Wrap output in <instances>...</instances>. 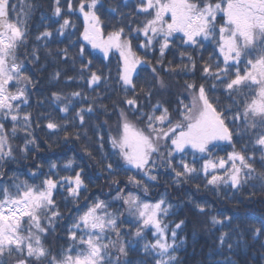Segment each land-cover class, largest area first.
<instances>
[{
  "label": "snow or ice",
  "instance_id": "1",
  "mask_svg": "<svg viewBox=\"0 0 264 264\" xmlns=\"http://www.w3.org/2000/svg\"><path fill=\"white\" fill-rule=\"evenodd\" d=\"M128 4L129 0H124L125 7ZM35 7L29 0H0V167L15 160L13 141L19 132L25 133L24 145L20 148L25 158L30 151L28 146L35 144L34 138L29 139L33 121L32 113L26 108L30 106V86L34 87L36 82L19 56L22 48L29 47L30 20ZM102 9V0H64L63 4L61 0H53L52 4V14L57 18L54 23L59 24L55 32L68 39L72 47H78L79 78L86 79L89 88L111 78L91 70L93 53L102 54L103 61H116V82L123 90L128 107L119 110L117 131L108 136L107 142L123 166L119 161L108 162L105 170L113 174L114 164L125 172L135 169L142 178L129 176L128 182L142 188L145 194L149 187L143 183V177L156 181L157 175L153 172L158 168L170 169L177 185L203 173L206 186L213 188L223 184L240 189L249 181L257 180L264 190V0H135L134 13L127 16L121 13L118 24L111 30H106ZM109 12L115 14L117 9ZM73 15L83 19L80 43L71 41L74 33L67 31L75 27L70 19ZM124 19L129 23L124 24ZM52 38L53 31L48 27L35 35L36 43L28 54L31 63L39 62L40 48L47 49ZM133 41H138L135 48ZM207 45L214 48L201 65L203 82L197 85L194 80L185 81L188 96L178 100L174 112L160 101L152 104V89L166 85L154 66L155 83L147 87L138 85L140 72L151 65L148 52L158 47L156 63L161 64L167 50L173 46L182 48L180 63L173 66L169 61L166 70L193 72L194 53L205 50ZM58 56L67 62L70 49H60ZM76 57L72 58L73 63ZM85 71L90 73L87 77ZM60 75L57 71L53 79L58 80ZM209 82L210 88L205 86ZM217 89L222 90L219 95ZM140 93L147 98V110L141 105ZM221 95L229 103L224 104L219 98ZM70 96L88 99L80 91H73ZM51 99L56 103L67 100L59 110L69 112L71 99L58 92H53ZM92 112L91 105L75 112L81 126L85 125V114ZM45 126L54 133L64 131L65 139L69 135L66 124L62 126L49 119ZM234 137L246 138L240 150L235 148ZM75 138L80 139L79 133ZM104 139L99 137L100 149L104 148ZM221 142L233 148L226 157L213 155ZM189 156L191 161L187 159ZM198 160L203 161L200 168L196 166ZM73 164L69 159L63 169H72ZM57 168L53 162L48 174L38 175L39 166L32 171L30 179L44 176L40 184L21 180L15 174L9 181L0 183V264H131L128 256L138 250L137 245L144 240L147 229L155 239L144 242L139 250L152 256L155 264H174L175 253L184 244L183 240L177 242V230H182L184 221L180 220L169 230L163 217L169 214L172 205L164 198L150 203L131 191L125 194L122 190L114 197L121 202L120 208L102 199L94 200L84 209L77 208L67 233L72 244L61 253H52L44 241L62 219L55 197L65 189L78 204L81 190L86 188L83 169L74 171V175L61 176L54 171ZM196 207L200 213L209 215L213 227L221 226L218 236L221 252L227 248L234 253L242 243L246 244L242 232L235 234L231 216L220 218L207 213L202 204ZM123 224L132 225L134 232H122ZM250 227L253 240L264 237V228ZM129 236L132 239H126ZM226 264L234 262L228 258Z\"/></svg>",
  "mask_w": 264,
  "mask_h": 264
},
{
  "label": "trees",
  "instance_id": "2",
  "mask_svg": "<svg viewBox=\"0 0 264 264\" xmlns=\"http://www.w3.org/2000/svg\"><path fill=\"white\" fill-rule=\"evenodd\" d=\"M29 2L36 5L30 20L29 47L27 49L22 48L19 56L21 61L25 63L28 74L36 82L34 87L30 86V106L26 108L32 113V136L29 139L34 138L35 144L28 146L30 151L25 158L24 154L20 152V148L24 145L25 133H18L17 138L13 141L16 158L0 167V173L3 174L0 183L9 181V177L15 174L21 180L28 179L29 183L40 184L44 176H40L39 179H30L29 174L36 171L38 166V175L39 173L48 174L50 164L55 162L58 168L54 171H58L61 176L74 175V171L83 169L82 176L86 185V188L81 190L78 204L73 202L72 197L68 195L65 189H61V194L55 197L56 206L62 219L56 223L55 231H50L45 237L46 247L54 254L65 251L72 244L67 233L72 220L77 215V208L84 209L85 205L91 204L96 199L105 200L113 204L115 208H120L121 202L116 201L114 197L118 190H122L125 194L131 191L139 195L142 200L150 203L164 198L167 203L172 205L169 214L163 217L169 230L173 229L180 220L184 221L182 230H177V242L183 240L184 244L177 249L175 253L177 260L174 264H210L211 261H215L216 264H226L228 258L234 264H264V247H262L264 237L253 240L250 227L255 225L264 228V190L261 189L259 181H249L240 189H232L229 185L223 184L218 188H213L206 186L207 180L203 173H198L186 182L177 185L175 175L170 169L158 168L153 172L157 175L156 181H149L147 177H143V183L149 187L148 193L145 194L142 188L128 182L129 176L135 175L137 179L142 178V174L137 175L135 169L125 172L114 164L113 174L110 175L105 170L108 162L119 161L120 165L123 166V161L113 154L111 145L107 142L108 136L114 135L117 131L119 110L128 107L124 103L123 90L116 82V61L115 59L111 62L103 61L101 59L102 54L93 53L95 58H93V63L90 66L91 70L103 72L105 76L111 77L106 82L102 80L99 85H94L95 91H93V88L88 87L86 79L79 78L81 65L79 58L76 57L78 47H72L68 39L59 37L55 32L59 24L54 23L57 18L52 14L53 0H29ZM61 2L63 4L64 0ZM102 3V17L105 20L106 30H111L114 25L118 24L121 13L125 16L134 13L135 0H129L127 7L124 5V0H102ZM112 8L117 9L115 14H110L109 10ZM42 16L47 19L42 20ZM70 19L75 25L74 28L67 30L74 33L71 41L80 43L79 35L83 31V19L76 15L71 16ZM123 23L127 24L129 21L124 19ZM45 27L53 31V38L48 42L47 49L40 48L38 53L40 60L33 64L30 62L28 54L32 51V45L36 43L35 35L43 31ZM137 44L138 41H133L134 48ZM65 47L70 49V57L67 62L58 56V51ZM213 48L214 45H207L205 50H198L194 53L196 68L193 72H182L179 69L177 72H170L166 70L168 69V62L171 61L173 66L180 63L179 52L182 48L173 46L166 51L163 63L157 64L156 60L159 58L157 47L155 51L148 52L151 65L140 72L138 85L147 87L154 84L152 67H156L166 87L159 88L156 85L152 89L154 94L151 103L155 104L160 101L164 106L169 107L170 111L174 112L178 100L188 96L184 90L185 81L194 80L197 85L203 82L201 65L212 54ZM49 50L51 54H49ZM140 53L143 54V50H140ZM73 57H76L75 63H73ZM184 59L186 61L187 58ZM57 71L61 73L58 80L53 79ZM89 74L87 71L84 73L85 77ZM205 86L210 88V82L206 83ZM73 91H80L82 96H87L88 99L72 98L70 94ZM221 91V89H217L216 94L219 95ZM53 92H58L72 100L67 114L59 110L67 103V100H62L59 103L53 102L51 99ZM139 95L141 105H145V110H147V98L144 97L143 93ZM219 98L224 104L229 103L227 97L221 95ZM189 100L190 98L185 99V103H188ZM89 105L93 107V112L85 114V125L81 126L78 118L75 117V112L80 107L87 108ZM65 116H67V120L64 119ZM129 116L131 118L132 113H129ZM49 119L60 123L62 126L67 125L69 133L67 139H65L64 131L54 133L46 128L45 125ZM76 133H79L80 139L75 138ZM100 136L105 138L103 149H100L98 143ZM234 141H237L235 143L236 150H240L246 142V138L240 140V138L234 137ZM232 150L231 145L222 142L221 147L214 150L213 155L226 157ZM88 152H91V156L88 155ZM69 159L74 161L72 169H63V165ZM187 159L191 161L192 157L189 156ZM202 163V160H198L197 168H200ZM259 167V163H257V168L259 169ZM253 184L256 185L255 188L252 187ZM197 204L204 205L206 212L210 215H217L220 218L231 216L235 234L238 235L242 232V239L246 244L242 243L234 253L227 248L221 252L218 246L221 226L213 227L209 215L200 213L196 207ZM121 210L123 209L121 208ZM129 219L131 218L129 217ZM237 225H239L238 229L236 228ZM134 230L130 224L121 225L122 232H134ZM223 230L227 231L228 229ZM170 235L171 232L169 231ZM236 235L233 236L234 240ZM126 239H132V237L129 236ZM154 239L151 230H145L144 240H141L137 245L138 250L130 252L128 256L131 264H155L152 256L139 250L142 249L144 242L154 241Z\"/></svg>",
  "mask_w": 264,
  "mask_h": 264
},
{
  "label": "rangeland",
  "instance_id": "3",
  "mask_svg": "<svg viewBox=\"0 0 264 264\" xmlns=\"http://www.w3.org/2000/svg\"><path fill=\"white\" fill-rule=\"evenodd\" d=\"M222 143V142H221Z\"/></svg>",
  "mask_w": 264,
  "mask_h": 264
}]
</instances>
